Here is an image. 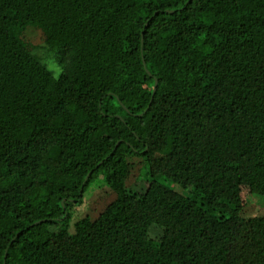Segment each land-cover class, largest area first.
Returning <instances> with one entry per match:
<instances>
[{"label":"trees","instance_id":"16d2710c","mask_svg":"<svg viewBox=\"0 0 264 264\" xmlns=\"http://www.w3.org/2000/svg\"><path fill=\"white\" fill-rule=\"evenodd\" d=\"M145 125L179 154L128 187ZM243 192L264 198V0H0V264H264Z\"/></svg>","mask_w":264,"mask_h":264},{"label":"rangeland","instance_id":"374dc122","mask_svg":"<svg viewBox=\"0 0 264 264\" xmlns=\"http://www.w3.org/2000/svg\"><path fill=\"white\" fill-rule=\"evenodd\" d=\"M30 36L32 42L36 46L42 43L41 34L31 33ZM51 65L56 66V63L53 59H51ZM192 75L197 83L199 82L194 87V90H196L199 95V99L212 97L213 94L210 91L208 84L206 82H200L196 72H193ZM184 90L190 91V87H185ZM141 133L145 140H148V143H150L151 149L149 148V152H152L155 156L157 155L156 159L158 161L150 155L147 156L148 158H146V156L142 158H134L132 161L136 164V166L134 167L130 179L128 180V187L133 185H138V188L145 187L147 180L151 179L158 172L159 168L165 165V163L161 161V155H159L161 152H163V150L168 149L170 151L169 156H171L173 159L179 154V146L174 141H170L165 138L160 132H158L157 129H154L152 126H143L141 128ZM144 162L147 164L145 165ZM144 179H146V181ZM114 199L115 194L112 193L106 186H104L102 181L98 179L86 194L84 204L76 208L77 213H75L73 222L70 224V233L80 237L81 245L78 244L80 252L79 256H82L83 258L89 256L90 250L87 247V241L91 235L90 232L92 231V222ZM243 199L244 202H248L249 207L247 208V211L250 213V216L264 215L263 197L250 195L246 192H243ZM75 262L76 264H84L81 257H75Z\"/></svg>","mask_w":264,"mask_h":264},{"label":"water","instance_id":"95a60500","mask_svg":"<svg viewBox=\"0 0 264 264\" xmlns=\"http://www.w3.org/2000/svg\"><path fill=\"white\" fill-rule=\"evenodd\" d=\"M143 35H144V33H143ZM148 73H149V71H148ZM149 74H150V73H149ZM150 76H151V74H150ZM158 82H159V81L156 79V81H155V88H154V94H153V98H152L151 103L153 102V99H154L155 94H156V92H157Z\"/></svg>","mask_w":264,"mask_h":264}]
</instances>
